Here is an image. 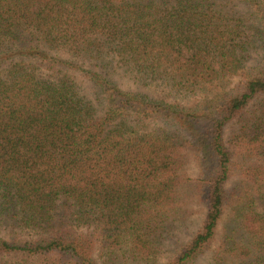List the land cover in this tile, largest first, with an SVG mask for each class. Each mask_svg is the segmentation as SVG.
<instances>
[{"label": "trees", "instance_id": "obj_1", "mask_svg": "<svg viewBox=\"0 0 264 264\" xmlns=\"http://www.w3.org/2000/svg\"><path fill=\"white\" fill-rule=\"evenodd\" d=\"M253 7L0 0V264H192L228 207L212 264H264V68L204 105L146 90L238 75L263 41ZM197 196L200 227L162 259Z\"/></svg>", "mask_w": 264, "mask_h": 264}, {"label": "rangeland", "instance_id": "obj_2", "mask_svg": "<svg viewBox=\"0 0 264 264\" xmlns=\"http://www.w3.org/2000/svg\"><path fill=\"white\" fill-rule=\"evenodd\" d=\"M254 10L259 12V15L264 17V10H258L257 7H253ZM262 30H263V41L261 46L257 51L252 55L251 60L247 63L246 67L240 71L238 75L232 76L225 80H221L216 84L212 85L208 91L197 96L187 95L181 92H175L170 89V87L164 85L153 84L150 85L146 90L153 96L164 97L170 102L177 103L180 105H190L194 103L206 104L210 99L216 95H221L229 91L238 80L243 78L246 75H255L258 70L264 68V18L262 19ZM76 75V80L81 82L82 77L78 74ZM81 84V83H80ZM83 87V84H81ZM88 89L85 88V91ZM206 110V109H205ZM207 111V110H206ZM229 132V129L226 130ZM192 164V163H191ZM186 171L189 177L196 179L197 177V167L194 165L187 166ZM239 177L238 174H234L232 179L235 180ZM195 198L190 205V212L183 219L179 220L176 224L177 227L174 231L166 238L163 242L161 258L165 259L168 256L176 253L180 249V245L187 242L198 230L202 223V219L205 215L206 204L203 199ZM234 213L231 210V207L226 208L223 219L220 221L215 241L212 245L205 251L204 254L199 256L192 264H212L211 256L214 253L218 242L221 239V236L224 234V231L227 227L231 226L232 218Z\"/></svg>", "mask_w": 264, "mask_h": 264}]
</instances>
